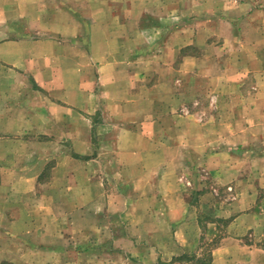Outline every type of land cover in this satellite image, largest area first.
Here are the masks:
<instances>
[{
	"label": "crops",
	"instance_id": "1",
	"mask_svg": "<svg viewBox=\"0 0 264 264\" xmlns=\"http://www.w3.org/2000/svg\"><path fill=\"white\" fill-rule=\"evenodd\" d=\"M4 69L34 89L0 101V137L31 139L35 157L0 162V218L14 217L0 235L22 232L26 195L47 203L35 211L62 222L48 233L69 249L184 264L223 217L211 264H264V245L241 239L264 232L252 209L264 187V0H0ZM188 186L232 200L201 228ZM119 217L123 234L100 223ZM108 231L105 246L70 236Z\"/></svg>",
	"mask_w": 264,
	"mask_h": 264
},
{
	"label": "rangeland",
	"instance_id": "2",
	"mask_svg": "<svg viewBox=\"0 0 264 264\" xmlns=\"http://www.w3.org/2000/svg\"><path fill=\"white\" fill-rule=\"evenodd\" d=\"M115 1L117 0H104L105 4ZM140 48L143 49L142 46L139 47V49ZM16 85L19 88H16ZM32 89H34V82L30 75H17L15 71L8 69L0 71V101L6 99L11 103L19 97L30 99L33 93ZM4 108L3 105H0V110H3ZM6 108L9 109L10 105ZM30 141L31 139L22 136L16 137L13 135H6L0 137V162L4 164L5 168H11L31 162L35 157V154H33V148ZM259 149H264L263 143H260ZM50 161V163L53 162V160ZM203 176L204 175L202 174L196 175V177L201 179ZM214 189L215 196L213 198L201 195V191H197L193 186L187 187L191 202L199 209L197 220L201 225V228H206L207 220L213 219V215H216L217 211L220 210L223 205H228L229 202H231L230 200H232L231 196H229V194L223 189H219L216 186ZM258 191L261 194L260 197L262 201L259 200V202L252 203V209L264 212V187H259ZM13 205H15V203H13ZM21 205L23 211H20V213L25 215L23 218V224H21L23 230L19 234L12 235L9 233L8 235H0V264H136L135 262H137V260L135 256H132L130 252L123 248H120L119 251H115L114 256L112 253L113 251H109L107 248L102 250L91 249L87 252H81L80 249L76 248L69 249L67 245L64 246L67 243V237H65V235L63 237V232L58 233L59 236L53 235V237L49 234V231L54 230L52 232L54 233L57 230L59 231L60 229H63L62 222L60 220H50L49 218L42 217L44 214L42 215L41 213L45 209L41 210L39 214L35 211V209H38V206H47L45 201L33 202L25 195L24 202ZM115 205L122 209L126 206L124 202ZM8 211V217L0 218V223L7 222V220H12L14 218L11 217L12 210ZM104 220L105 223L103 222V219L100 220V223H103L104 225L113 224L114 226H118L119 228L117 229H119L120 234H123L128 230V220L126 219L119 217L118 219L105 218ZM228 221L229 219L216 217L219 232L215 236L208 235L207 233L201 234L199 247L195 251L193 250L180 256L181 262L184 264H197V258L204 260L208 259L211 248L214 245H217L221 236L225 234ZM76 222V226H73L77 228L79 222L78 220H76ZM86 223L94 225L95 220L87 219ZM262 225L264 227V220ZM70 236L76 238L71 240L77 243V246L80 245V241L81 243H88L92 247L95 246L96 241H98L97 245L104 243V246L106 243H109L110 241L112 242V234L109 231L102 235L88 233L86 234V237L79 234ZM241 239L245 244L261 246L264 245V232L262 234H256L249 230L248 232L243 233ZM68 241L70 242V239H68ZM192 255L195 257L191 258Z\"/></svg>",
	"mask_w": 264,
	"mask_h": 264
},
{
	"label": "trees",
	"instance_id": "3",
	"mask_svg": "<svg viewBox=\"0 0 264 264\" xmlns=\"http://www.w3.org/2000/svg\"><path fill=\"white\" fill-rule=\"evenodd\" d=\"M194 257H195L194 255L191 256V258ZM197 264H211V256H209V258L206 260L197 258Z\"/></svg>",
	"mask_w": 264,
	"mask_h": 264
}]
</instances>
